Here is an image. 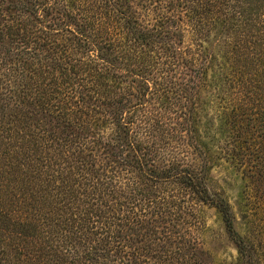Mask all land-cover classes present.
<instances>
[{
    "label": "trees",
    "instance_id": "16d2710c",
    "mask_svg": "<svg viewBox=\"0 0 264 264\" xmlns=\"http://www.w3.org/2000/svg\"><path fill=\"white\" fill-rule=\"evenodd\" d=\"M0 264H264V0H0Z\"/></svg>",
    "mask_w": 264,
    "mask_h": 264
},
{
    "label": "rangeland",
    "instance_id": "374dc122",
    "mask_svg": "<svg viewBox=\"0 0 264 264\" xmlns=\"http://www.w3.org/2000/svg\"><path fill=\"white\" fill-rule=\"evenodd\" d=\"M257 139H259L258 136ZM251 163L252 162L249 164ZM253 173L254 168H247V166L244 167L243 172L240 171L229 174L228 170L219 168L211 173L215 183L219 184L224 189L228 202L236 213L237 220H239L241 216L239 212V203L237 201L247 203V201L252 200L251 202H253V198L260 195V192L262 191L263 184L260 182V179L256 181L254 186H251V181L253 179L251 176L254 175ZM202 211L205 224V231L203 234L205 247L209 249L214 259L219 261L231 260L234 256L232 243L228 237H226L220 222L214 215L213 209L203 206Z\"/></svg>",
    "mask_w": 264,
    "mask_h": 264
}]
</instances>
